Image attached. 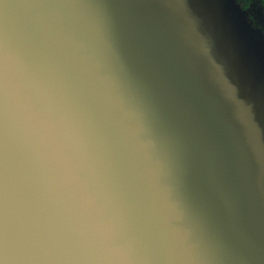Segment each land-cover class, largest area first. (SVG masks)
I'll use <instances>...</instances> for the list:
<instances>
[{
    "label": "clouds",
    "instance_id": "obj_1",
    "mask_svg": "<svg viewBox=\"0 0 264 264\" xmlns=\"http://www.w3.org/2000/svg\"><path fill=\"white\" fill-rule=\"evenodd\" d=\"M198 11L0 0V264H264V149Z\"/></svg>",
    "mask_w": 264,
    "mask_h": 264
},
{
    "label": "water",
    "instance_id": "obj_2",
    "mask_svg": "<svg viewBox=\"0 0 264 264\" xmlns=\"http://www.w3.org/2000/svg\"><path fill=\"white\" fill-rule=\"evenodd\" d=\"M198 16L209 29L216 50L228 56L239 84L220 73L223 98L235 122L256 151L264 149V34L253 27L236 0H197Z\"/></svg>",
    "mask_w": 264,
    "mask_h": 264
},
{
    "label": "flooded vegetation",
    "instance_id": "obj_3",
    "mask_svg": "<svg viewBox=\"0 0 264 264\" xmlns=\"http://www.w3.org/2000/svg\"><path fill=\"white\" fill-rule=\"evenodd\" d=\"M243 10L247 13L248 18L264 32V0H236Z\"/></svg>",
    "mask_w": 264,
    "mask_h": 264
},
{
    "label": "trees",
    "instance_id": "obj_4",
    "mask_svg": "<svg viewBox=\"0 0 264 264\" xmlns=\"http://www.w3.org/2000/svg\"><path fill=\"white\" fill-rule=\"evenodd\" d=\"M237 2V4H238V6L241 8V10L243 11V12H245L244 10H243V8H242V6H241V4L238 2V1H236ZM246 13V12H245ZM248 20H249V22L250 23H252L251 21H250V19L248 18ZM253 27L256 29V30H260V31H262L263 32V30L262 29H260V28H258V27H255L254 26V24H253ZM263 34H264V32H263Z\"/></svg>",
    "mask_w": 264,
    "mask_h": 264
}]
</instances>
